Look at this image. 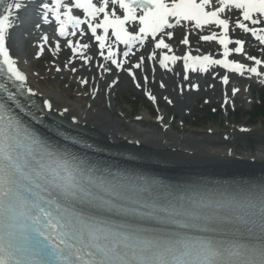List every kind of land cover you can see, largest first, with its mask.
<instances>
[{
	"label": "snow or ice",
	"instance_id": "obj_1",
	"mask_svg": "<svg viewBox=\"0 0 264 264\" xmlns=\"http://www.w3.org/2000/svg\"><path fill=\"white\" fill-rule=\"evenodd\" d=\"M21 13L64 38L70 52L65 66L95 63L101 74L115 77L111 85L119 81L114 69L141 87L148 71L154 79L156 63L171 70L178 61L182 78L197 90L188 73H209L214 66L226 70L215 73L225 89L228 73L264 80V0H0V264H264V178L235 188L166 184L101 167L48 143L24 123L17 111L24 107L21 97L36 93L13 54ZM178 26L186 29L182 56L169 54L166 42ZM193 31L199 41L218 42L220 58L193 55ZM253 39L260 56L246 52ZM48 41L44 33L39 55ZM60 50L57 39L54 52ZM157 50L167 51L158 57ZM137 70H146L139 79ZM159 86L166 87L163 81ZM239 92L231 88L232 95ZM147 95L156 100L151 91ZM224 96L227 104V90Z\"/></svg>",
	"mask_w": 264,
	"mask_h": 264
},
{
	"label": "bare ground",
	"instance_id": "obj_2",
	"mask_svg": "<svg viewBox=\"0 0 264 264\" xmlns=\"http://www.w3.org/2000/svg\"><path fill=\"white\" fill-rule=\"evenodd\" d=\"M21 13V20L23 23L20 27L15 29V35L17 39H21L20 31L23 29L26 23L34 24V17H31L28 21V15ZM186 29L183 27H177L175 29V37L172 40H168L172 44V51L169 54H175L182 56L186 52V47L179 43L182 35ZM49 37L54 35L52 32L48 33ZM191 41L192 52L195 55L213 53L215 47L213 44L202 43L198 40L197 32L193 31L189 37ZM261 47L258 42L252 40L251 46L246 44V52L253 54L254 47ZM123 48V46H121ZM67 49V48H66ZM198 49V51H197ZM137 54H140L143 50H134ZM151 49L149 48V52ZM167 50H157L158 57ZM259 56L261 55V51ZM67 56L59 60H52L50 57H46L44 62H34V55L29 54L28 60L32 65L44 72V76L38 72L33 71L34 67L28 65V61L22 55L19 47L14 49V56H18L20 60V67L28 75V86L33 88L36 95L35 98L45 105V100H50L53 107L50 109L60 119L67 121L68 126H73L77 130H67L69 132L74 131L79 133V137L88 139L96 145H101L108 151L117 150H129L133 156L135 164L142 166L148 170L167 173L173 177H186L196 176L198 173L212 176H229V175H246L248 177L260 176L264 174V145L261 150L253 149H241L238 142L241 138L249 135L252 131H242V129L235 126H228L226 130L220 131H206L202 133V136L196 138L192 136L194 131L188 133L185 126H183L180 134H174L171 132L172 127H166L163 124L155 121H147L143 118L133 121L137 126L144 123L150 125L153 128L146 130L136 125H130L120 121L118 118V104L116 93L121 89H126L129 86V82L134 84V80L129 77L126 72L119 70L114 71L119 75V81L116 85H111V82L115 77L111 73H103L96 67L95 63L92 66L81 67L79 61L70 64L72 67L78 68V71L82 76L81 78H87L88 84H82L81 78L76 81L82 87H87L82 93L73 95V93L62 91L60 86H56L57 90L50 87L48 82L49 78L66 80L71 75L72 71L69 67L65 66V62L70 56V52L67 49ZM237 59L242 60L244 63H250L240 56H236ZM52 61L55 67L59 66L62 71H53L50 65L45 62ZM135 64V58L132 59ZM100 63L103 60L100 59ZM153 62L148 61L150 66ZM182 61H178L176 65L170 64V69H164L158 63L155 64L154 79L150 71L147 72L149 80L143 83L141 87H136L139 91H151L156 96V104H159L163 97L160 93L155 77L160 75L161 81L167 85H173L175 93L180 98L185 96L184 102L181 108H178L179 114L182 115L185 112H190L193 109L194 103L203 96H212V101L218 97H223L225 102L224 93L228 92V103L237 104L244 102V90L240 88V84L243 80L248 81L249 86L256 87L257 79L254 75L249 77L247 74L241 77L239 74L236 77V82L232 84L230 80L227 89L221 83L218 76H215L214 69H210L209 73L204 72H190L188 73L189 80L192 83H198L200 88L193 89L187 85L189 81H185L182 77L184 72L180 69ZM146 70H137V79L144 74ZM179 73V74H178ZM223 75L224 73H220ZM123 80V82H122ZM214 85V87H213ZM183 86V91H181ZM71 87V86H70ZM224 89H223V88ZM238 87L240 92L232 95L231 88ZM72 88V87H71ZM99 90L93 95V89ZM221 88L222 90H220ZM62 93H65L63 96ZM72 95L76 97L74 100ZM164 95V93H163ZM191 97V98H190ZM227 103V104H228ZM225 104V106L227 105ZM160 105V104H159ZM46 106V105H45ZM64 108H68L67 113L63 112ZM124 112V111H123ZM130 115L125 113L124 116ZM75 117V119H73ZM260 134V133H259ZM140 141V143H136Z\"/></svg>",
	"mask_w": 264,
	"mask_h": 264
},
{
	"label": "rangeland",
	"instance_id": "obj_3",
	"mask_svg": "<svg viewBox=\"0 0 264 264\" xmlns=\"http://www.w3.org/2000/svg\"><path fill=\"white\" fill-rule=\"evenodd\" d=\"M29 46V44L26 45V47ZM36 49H38V46ZM39 56L40 55L38 54L37 57H35V60H38ZM52 64V62L48 63V65H50L51 69L54 71L55 67ZM33 71L43 73L37 67L35 68V66ZM72 75L78 78L82 76L79 73ZM74 77L71 76L69 79L62 83H60L61 79L56 80L53 78H49L48 82L50 84V87H53L55 90H57L56 86H60L62 88V91H64L65 93L71 91L73 95H76L77 93H82L84 90H87V87L80 86L78 82L73 79ZM69 84L70 86H72V88L69 86ZM65 93H62V95L64 96ZM263 95L264 84L259 85L258 88L253 90L252 100L254 103H242L240 105L228 106L226 109L223 107L222 102H220V100H217L215 101V103H213L208 101L206 98H200L199 101L195 103L192 112L189 115H184L182 117L176 114L177 111L175 109H170L168 107L169 114L167 117V122L165 124L167 125L173 122L176 129H172V132L175 134L181 133L179 125L184 124V126L189 129V134L191 133V131H194V134L192 136H195L196 138L201 137L202 133H205L206 131L208 132L209 130L224 131L229 125L232 124L237 125L238 123H240L247 126L250 125L253 129L259 131L260 134L257 132L250 133L248 136L241 138L238 142V145L241 147L242 150L243 148H251L255 151L261 150L264 145V117H257L255 113L257 112V110H255V108L261 103ZM73 99L75 100L76 98L73 97ZM117 104L120 121L127 122V119L135 120L138 119V117H140L141 115L145 116V118L152 121L157 118L154 111V107H156V105H153L146 98V96L140 94L138 91H135L132 86H128L126 89H121L117 93ZM164 104H166V106L172 104L173 106L178 107L179 101L176 98L172 99L171 97L169 98L167 97V95H164ZM122 110L126 113L129 112L130 115L127 116V118L124 117V115L121 113ZM212 110L214 112H217L218 115L214 116L212 112H209ZM249 114L252 116L251 118L248 117ZM129 123L134 125V123H132L131 121H129ZM144 126L147 128H143L148 130H150V128H153L145 123Z\"/></svg>",
	"mask_w": 264,
	"mask_h": 264
}]
</instances>
